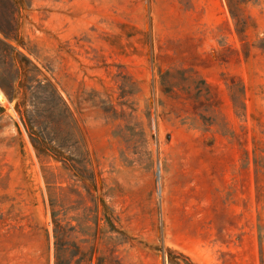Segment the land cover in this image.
I'll list each match as a JSON object with an SVG mask.
<instances>
[{"label": "rangeland", "instance_id": "1", "mask_svg": "<svg viewBox=\"0 0 264 264\" xmlns=\"http://www.w3.org/2000/svg\"><path fill=\"white\" fill-rule=\"evenodd\" d=\"M0 92V264H264V0H0Z\"/></svg>", "mask_w": 264, "mask_h": 264}, {"label": "trees", "instance_id": "2", "mask_svg": "<svg viewBox=\"0 0 264 264\" xmlns=\"http://www.w3.org/2000/svg\"><path fill=\"white\" fill-rule=\"evenodd\" d=\"M19 77V71L17 72V78ZM16 109L20 112V115L22 116V119L24 118L26 125L28 128L32 129L33 126L31 125V117L28 115L29 111L28 110H19L20 103L16 102L15 104ZM2 108L0 107V111ZM28 135L31 139L32 144L34 147L54 158H60L61 157V152L54 149L51 146H47L46 140L43 139V137L39 136L36 132L29 131Z\"/></svg>", "mask_w": 264, "mask_h": 264}, {"label": "bare ground", "instance_id": "3", "mask_svg": "<svg viewBox=\"0 0 264 264\" xmlns=\"http://www.w3.org/2000/svg\"><path fill=\"white\" fill-rule=\"evenodd\" d=\"M0 102H2L3 104H5L7 101H6V98L4 97V95L0 92ZM8 107V105H7Z\"/></svg>", "mask_w": 264, "mask_h": 264}]
</instances>
